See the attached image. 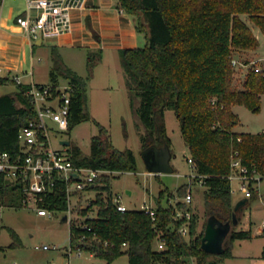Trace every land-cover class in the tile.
Returning a JSON list of instances; mask_svg holds the SVG:
<instances>
[{
  "label": "trees",
  "instance_id": "16d2710c",
  "mask_svg": "<svg viewBox=\"0 0 264 264\" xmlns=\"http://www.w3.org/2000/svg\"><path fill=\"white\" fill-rule=\"evenodd\" d=\"M118 5L137 18L136 29L146 39L144 47L119 51L131 106L145 130L141 137L143 150L152 145L167 144L171 148L165 112L174 110L195 165L196 180L203 181L205 186L207 217L232 222L236 206L228 179L232 152L238 150L250 174L255 170L264 179V133L235 132L240 120L233 111L235 106H244L254 113L261 111L264 77L251 71L244 88L238 90L234 87L232 65L234 50H255L260 45L241 16L248 15L264 35V0H118ZM52 59V83L63 78L75 84L71 130L90 118L87 83L64 63L56 48L52 50ZM102 60V50L88 54L90 77ZM7 81L0 78V84ZM29 89L30 85L18 84L15 92L0 96V152L18 154L21 129L37 118L33 99L27 94ZM69 153L76 167L117 173L138 171L134 153L113 148L104 140L103 129L93 137L89 154L72 142ZM55 183V191L47 197L45 207L50 211L67 212L68 183L63 179H55ZM98 183L100 185L86 189L97 194L95 201L81 211L85 219L71 224L72 250L82 248L107 264L123 255H128L129 264H194V261L195 264H219L210 260L217 255L201 247L207 223L197 234L198 220L193 214L188 238L179 233L183 221L175 222L174 207L163 203L168 189L162 190L157 198L154 221L141 210L118 211L110 196L112 185L108 175H103ZM188 189L187 182L178 192L184 196ZM252 191L246 206L256 197L257 192ZM104 193L109 194L106 200ZM1 206L24 207L13 184L3 186L0 182ZM93 206L99 207L97 216L87 217ZM177 207L182 209L186 204L178 203ZM240 213H237L239 219ZM2 228L0 214V231ZM10 231L15 240L11 247H16L20 238L14 230ZM158 233L167 240L164 251L154 248ZM251 238V231H232L225 241L224 253L219 256L232 257L234 242Z\"/></svg>",
  "mask_w": 264,
  "mask_h": 264
},
{
  "label": "rangeland",
  "instance_id": "374dc122",
  "mask_svg": "<svg viewBox=\"0 0 264 264\" xmlns=\"http://www.w3.org/2000/svg\"><path fill=\"white\" fill-rule=\"evenodd\" d=\"M10 2L11 0H6V4ZM17 3L24 8L27 1L20 0ZM241 18L253 30L260 40V45L255 50L233 51V59L238 64L242 62H249L250 64V67L241 68L239 65L235 69L234 87L238 90L244 88V82L251 66L264 59L263 33L251 22L248 15H242ZM145 45L144 39L140 47ZM40 52L44 59L38 62L36 66V79L39 84H52L53 59L51 51L43 47ZM85 52H81L80 56L77 55L78 61L75 67L88 82L87 95L90 118L75 125L67 134L54 135L53 145L56 148L64 149L60 141L62 139L69 140L77 144L85 154H89L93 137L99 135L103 129L104 140L107 139L113 148L120 151L131 150L134 153L138 168V171L133 173L108 175L112 185L111 198L119 197L122 204L129 210H140L144 202L157 208V198L160 192L166 188L169 193L163 198V203L165 206L174 207L178 203L184 204L188 190L184 196H181L178 190L184 183L188 182L193 197L190 210L197 217V234H200L208 221L204 204L205 186L203 181L196 180L197 173L189 163L190 151L182 137L180 122L175 111L167 109L165 112L167 134L172 141L171 165L174 167V173L150 174L142 158L143 143L141 137L145 130L140 125L131 106L127 75L121 63L120 54H107L106 62L103 66L100 63L94 70V76L90 77L87 67L90 51L85 50ZM15 88L12 83L0 84V96L14 91ZM233 111L240 120L238 126L234 128L235 132L264 133V95L259 113H254L244 106H235ZM239 186L238 182L233 183L235 189L233 198L236 204L244 196L239 192ZM254 188L257 192L256 197L241 211V219L238 225L233 226L231 230V232L251 231L254 237L237 239L233 249L234 256L223 259L217 255L210 260H216L219 264H264L262 258L264 233L259 232L264 223V201L259 197L260 193L264 197V179ZM129 191L131 194L128 193ZM96 194V192L91 191L86 192L80 198L73 197L70 213L53 211L51 217L40 216L37 213L36 205L32 203L29 207L23 208L3 207L1 209L3 228L0 231V264H107L105 260L87 251L79 254L77 250L70 248L71 224H78L83 221L81 211L85 205L88 206V202L95 201ZM169 194L174 196L173 199L170 198ZM108 195V193L103 194L105 200ZM98 210V206H93L89 214L95 217ZM65 215L68 216V222H62ZM10 230H14L20 238V244L16 247H11L15 240ZM45 245H48L50 250H44L42 247ZM154 248H157L156 245ZM112 264H129L128 255L121 256Z\"/></svg>",
  "mask_w": 264,
  "mask_h": 264
},
{
  "label": "built area",
  "instance_id": "2783aa9c",
  "mask_svg": "<svg viewBox=\"0 0 264 264\" xmlns=\"http://www.w3.org/2000/svg\"><path fill=\"white\" fill-rule=\"evenodd\" d=\"M26 1L27 11L17 18V23L33 40L50 39L70 32L73 27V11L84 8L87 2V0ZM232 65L235 69L239 65L242 68L250 67V64H238L234 59H232ZM251 71L264 77V59L253 64L250 68ZM16 81L18 84H22L20 79ZM74 90L75 84L63 78L56 84H31L27 94L33 99L37 118L21 129L20 151L18 154L13 155L6 151L0 152L1 184L3 186L13 184L21 198L22 205L29 207L31 203L35 204L37 213L40 216H52L53 211L47 209L45 203L47 197L55 191V179H63L68 183L69 210L67 213H70L73 197L80 198V194H85L87 188L100 185L98 180L103 175L117 173L76 167L69 153V147L64 146V149H60L53 145L54 135H63L71 131L70 118ZM189 163L193 168L195 167L191 158H189ZM73 174H77V177H74ZM228 179L232 192H235L233 183L238 182L240 185L239 192L247 199L252 197V189L255 190L254 186L259 185L263 180L255 170L252 175L250 174L248 167L243 164L238 150L232 152L231 173ZM192 200V191L189 188L184 200L186 207L181 209L174 206V221H183L179 233L185 237L189 236L190 221L193 216V212L190 210ZM113 202L118 211L122 213L130 211L122 204L119 197H115ZM88 203V206H90L92 202ZM88 206L85 205L84 208ZM2 208L3 206L0 207V214ZM140 210L150 215L154 221L156 220V208L151 204L144 202ZM87 217L92 216L89 214ZM82 219H85V217ZM87 227L84 226V228ZM155 245L157 247L156 251L166 249L167 240L162 233H158ZM42 248L50 250L48 245ZM77 251L81 254L84 250L78 248Z\"/></svg>",
  "mask_w": 264,
  "mask_h": 264
},
{
  "label": "crops",
  "instance_id": "0c3cea01",
  "mask_svg": "<svg viewBox=\"0 0 264 264\" xmlns=\"http://www.w3.org/2000/svg\"><path fill=\"white\" fill-rule=\"evenodd\" d=\"M19 1L11 0L6 4V0H2L0 4V78L9 80L3 85H15V90L10 93L17 90V79L26 85L39 84L36 79V66L44 59L40 52L43 47L50 50L51 54L53 48H56L64 63L85 79L75 67L77 55L80 56L81 52L102 50L103 66L107 54L140 47L145 39L136 29L137 18L125 13L119 7L118 0H87L84 8L73 11V27L70 32L50 39L33 40L17 23V18L27 11V4L23 8L17 3ZM86 83L88 84L87 80ZM262 196L259 197L264 201ZM259 232L264 233V223Z\"/></svg>",
  "mask_w": 264,
  "mask_h": 264
},
{
  "label": "water",
  "instance_id": "95a60500",
  "mask_svg": "<svg viewBox=\"0 0 264 264\" xmlns=\"http://www.w3.org/2000/svg\"><path fill=\"white\" fill-rule=\"evenodd\" d=\"M63 146L69 147V140L61 141ZM173 154L169 145H152L142 152V158L150 174H171L174 173V167L171 165ZM77 177V174H73ZM131 194V192H128ZM249 199L240 200L235 206V212L232 222H222L215 216H210L207 221L205 234L202 238V249L210 254L221 255L225 251V241L231 233L232 227L238 225V212L244 210ZM62 222H68V216L65 215Z\"/></svg>",
  "mask_w": 264,
  "mask_h": 264
}]
</instances>
